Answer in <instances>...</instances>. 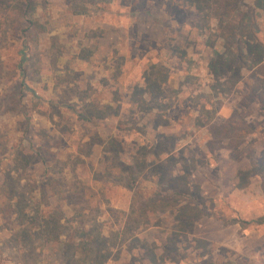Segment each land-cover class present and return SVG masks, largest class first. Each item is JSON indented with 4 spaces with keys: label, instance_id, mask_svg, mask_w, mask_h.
Here are the masks:
<instances>
[{
    "label": "rangeland",
    "instance_id": "obj_1",
    "mask_svg": "<svg viewBox=\"0 0 264 264\" xmlns=\"http://www.w3.org/2000/svg\"><path fill=\"white\" fill-rule=\"evenodd\" d=\"M261 219L264 0H0V264H264Z\"/></svg>",
    "mask_w": 264,
    "mask_h": 264
},
{
    "label": "trees",
    "instance_id": "obj_2",
    "mask_svg": "<svg viewBox=\"0 0 264 264\" xmlns=\"http://www.w3.org/2000/svg\"><path fill=\"white\" fill-rule=\"evenodd\" d=\"M141 168H142V165L137 161V164L134 165L132 167V169L129 170V182L125 186L131 191H135V189H136L137 176H138L137 171L141 170ZM16 184H18V183H16ZM9 190H12V196H10V197H14L15 196L14 195L15 190L13 188L11 189L8 187V189L6 190L8 195H9V192H8ZM35 193H37V190H35ZM26 195H27L26 192L22 191V194L20 193L21 198L19 200H14V202H11L8 206V209L11 211L10 213L16 215V218H17V220L20 221V224L23 223L21 221H25V219L29 215L28 213H31L33 210L35 211V208L37 209L35 211L36 213H38L40 210V204L38 202H36L34 204V206L31 207L32 199H30L29 197H26ZM29 195H30V193H29ZM12 201H13V199H12ZM260 222L264 223V219H261ZM59 227H60L59 222H56V224L52 223V222L46 223V225H45V239H43V241H45V244H50V242H52V241H54L53 245L58 244L59 237L56 235L59 234V233H57V231L59 230ZM21 230L22 231H19L15 234L13 241L18 242V244L25 245L28 242L30 236L28 235V232H26V229H21Z\"/></svg>",
    "mask_w": 264,
    "mask_h": 264
}]
</instances>
